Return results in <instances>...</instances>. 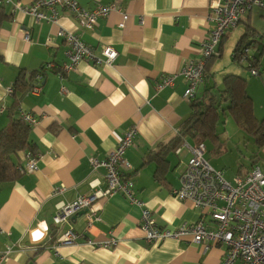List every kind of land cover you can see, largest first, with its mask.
I'll list each match as a JSON object with an SVG mask.
<instances>
[{"label":"crops","instance_id":"1","mask_svg":"<svg viewBox=\"0 0 264 264\" xmlns=\"http://www.w3.org/2000/svg\"><path fill=\"white\" fill-rule=\"evenodd\" d=\"M35 0H1L0 4V129L7 122L12 86L20 70L37 71L41 89L29 90L19 108L37 122L29 126L30 149L12 156L17 167L25 165L26 152L37 155V169L15 180L0 182V251H13L1 264H217L226 248L191 241L190 236L148 242L140 228L141 208L120 193L98 201L99 219L86 229L85 211L68 223L55 225L52 216L61 202L106 187L105 170L93 171L89 157H107L124 132L135 126L134 144L125 150V177L133 182L135 196L146 203L156 223L175 229L200 219V210L172 194L189 153L159 152L174 137L191 112V100L183 97L186 81L179 70L187 61L200 58L199 43L205 37L209 0H77L86 9L96 2H115L120 11L101 17L92 30L77 26L73 14L57 7V23L35 21L17 6ZM127 14L119 27L122 14ZM79 34L99 51L111 46L117 55L111 65L81 60L72 71L67 42L59 28ZM264 42V10L252 7L240 22L227 30L218 45V55L207 61L205 86L234 74L245 81L255 118H264V47L256 59L259 74L233 60L238 40L248 28ZM25 31L29 39H25ZM245 38V42L250 39ZM244 44V43H243ZM252 53V49L250 50ZM51 63L50 68H44ZM222 70V71H221ZM244 70V71H243ZM36 74V75H37ZM176 74L173 84L159 88L162 78ZM35 79V76H34ZM34 79L30 81L32 85ZM10 90V92H9ZM190 144L197 138H185ZM249 165L264 170V142L252 138ZM152 155V156H151ZM182 163V167H181ZM63 190L55 193V189ZM206 224H210L208 218ZM69 228L81 234L73 244H59ZM113 237L116 243L104 246ZM87 240L96 242L95 245Z\"/></svg>","mask_w":264,"mask_h":264},{"label":"built area","instance_id":"2","mask_svg":"<svg viewBox=\"0 0 264 264\" xmlns=\"http://www.w3.org/2000/svg\"><path fill=\"white\" fill-rule=\"evenodd\" d=\"M58 6L68 9L73 14L77 26L87 30L94 29L98 19L107 16L110 12H121L115 2L108 4L96 2L93 8L86 9L79 5L77 0H35L29 6L17 7L32 16L35 21L54 24L58 20L56 10ZM252 7L264 10V0H209L208 28L198 47L200 58L196 61H187L178 73L186 81L183 92L185 99L195 98L198 88L207 78V61L218 55V45L227 30L237 25ZM121 14L122 21L119 27L122 28L127 14L124 12ZM57 34L62 36L68 45V61L62 65L64 71L74 70L81 60L96 65H111L117 55L116 50L111 46H104L99 51L93 49L81 39L79 34L62 27ZM25 39H29L28 31H25ZM234 58L239 64L246 65L251 75L259 74V68L253 62L254 58L249 48H242ZM50 67L51 63L44 65V68ZM175 76L176 74L164 76L158 87L172 85ZM40 89L41 80L37 74L29 91L37 94ZM3 109L4 107H0V113ZM18 117L29 126L37 122L31 113L21 108L18 109ZM135 134L136 128L131 126L106 158L89 157L93 171L98 168L105 170L106 187L90 194L79 195L73 201L61 202L52 216L53 224L68 223L72 216L85 211L86 229H88L99 219L98 201L120 193L129 202L141 208L140 228L148 242L190 236L192 242L203 244L204 249L214 244L225 246V255L217 264H264V170L253 166L244 175H236L232 181H228L224 178L223 171L215 169L205 159L206 147L203 142L190 144L184 140L175 152L179 154L184 149L189 153V157L184 162L180 174V185L172 189V194L178 199L190 201L193 207L200 210L201 215L193 224H183L175 229L163 228L156 223L146 203L135 196L133 182L122 172V168L128 167L124 158L125 150L134 144ZM37 160V155L26 152L25 165L20 167L23 173L35 171ZM62 190V187L56 188L55 193ZM206 218L210 224H206ZM81 236L69 228L61 235L58 242L65 245L73 244ZM87 243L96 244L91 240H87ZM115 243L116 240L109 237L104 246L110 247ZM12 251V246L0 251V264L8 259Z\"/></svg>","mask_w":264,"mask_h":264},{"label":"trees","instance_id":"3","mask_svg":"<svg viewBox=\"0 0 264 264\" xmlns=\"http://www.w3.org/2000/svg\"><path fill=\"white\" fill-rule=\"evenodd\" d=\"M254 29L248 28L236 44L233 60L243 48L246 36H253ZM262 41V36H257ZM254 64L256 59H254ZM37 71L29 74L20 70L12 86L11 103L7 108V124L0 129V182L12 181L23 175L12 156L18 151L30 149L28 143L29 125L18 117L20 98L31 88L30 81ZM191 112L180 125L177 134L169 142L161 146L159 152L175 151L185 138L200 140L217 139L216 123L220 114L230 115L236 125L247 131L254 142L261 145L264 142V118L257 119L253 114L252 100L246 92L245 81L237 75L226 74L221 85L205 86L201 95L191 100ZM151 155V156H152Z\"/></svg>","mask_w":264,"mask_h":264},{"label":"rangeland","instance_id":"4","mask_svg":"<svg viewBox=\"0 0 264 264\" xmlns=\"http://www.w3.org/2000/svg\"><path fill=\"white\" fill-rule=\"evenodd\" d=\"M235 62L241 67L244 66ZM216 80L221 82L222 75L218 74ZM216 134L215 141L200 140L206 147L205 159L215 169L223 171L226 180L232 181L234 176L246 173L253 147L252 137L247 131L238 127L228 114H220L216 123Z\"/></svg>","mask_w":264,"mask_h":264},{"label":"water","instance_id":"5","mask_svg":"<svg viewBox=\"0 0 264 264\" xmlns=\"http://www.w3.org/2000/svg\"><path fill=\"white\" fill-rule=\"evenodd\" d=\"M246 37H249V36H246ZM243 45H244L243 48L247 47L250 50L252 49L251 56L254 59H259V56L261 55V52H262L263 47H264V42L263 41L257 39V37L256 38H250L246 42H244Z\"/></svg>","mask_w":264,"mask_h":264}]
</instances>
